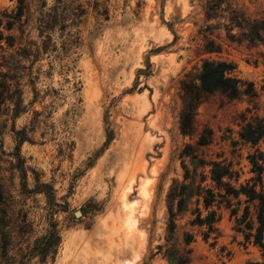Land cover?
Listing matches in <instances>:
<instances>
[{"label": "rangeland", "instance_id": "obj_1", "mask_svg": "<svg viewBox=\"0 0 264 264\" xmlns=\"http://www.w3.org/2000/svg\"><path fill=\"white\" fill-rule=\"evenodd\" d=\"M78 2L85 13L64 47L57 28L37 27L54 0H0V13L23 9L22 28H0V263L4 238L11 264H175L187 251L188 264L264 263L229 210L210 209L220 220L206 238L192 224L196 198L181 209L172 195L186 172L206 175L207 186L215 166L239 172V183L253 176L255 148L239 134L242 115H264V47L208 31L220 53L203 54L199 31L214 23L202 0ZM238 2L264 12V0ZM208 58L230 63L257 97L203 92L196 78ZM192 80L199 99L183 134ZM53 231L55 255L41 249Z\"/></svg>", "mask_w": 264, "mask_h": 264}, {"label": "trees", "instance_id": "obj_2", "mask_svg": "<svg viewBox=\"0 0 264 264\" xmlns=\"http://www.w3.org/2000/svg\"><path fill=\"white\" fill-rule=\"evenodd\" d=\"M204 2V17L206 22H213L204 31H199L201 40L206 42L203 49V54L220 53V45H217L214 40H208L205 35L208 31L223 30L227 38L231 42L247 43L252 47H264V12L250 13L244 6L240 5L238 0H202ZM96 12H102L106 15L108 10L104 3H97L95 6ZM23 9L18 7L16 11L0 13V28L4 24L6 30H11L16 25L20 28ZM85 10L78 0H54V5L46 12H43L37 21V27L40 32H51L56 28L62 35L63 46H68L74 42L76 29L80 24V15L84 14ZM210 35V34H209ZM0 36L1 32H0ZM220 34L215 39L219 40ZM10 38V37H8ZM264 57V54H262ZM264 66V59H263ZM234 67L223 60H212L210 58L203 61L200 72L196 78L199 82V88L203 92H212L216 89L222 92L229 99H239L242 95L248 96L250 99L256 98V92L252 84H248V89L242 91L243 82L233 76ZM1 87V86H0ZM185 88L190 93V100L187 103L181 116V130L183 134L192 132L193 117L195 104L199 99V94H194L196 90L195 82L185 84ZM200 89L198 92L200 93ZM17 88H15V92ZM197 90L195 91V93ZM241 131L240 139L244 144H250L255 148L253 154L248 156L251 164L252 177L239 183L240 173L230 172L229 167L220 168L215 166V170L210 172V186L203 185L207 182L208 177L202 173L186 172L185 181L187 184L176 185L173 190V199H178V203L182 209L187 203V200L196 198L195 205L196 219L192 222L193 225L200 227L205 226L208 233L205 237L208 238L210 233L216 231V225L220 218L216 216V211L211 210L216 206L219 210L222 206L230 211V218L235 219L236 231L244 235L247 243H252L257 246L264 258V152L260 149V144H264V115L247 118L241 116ZM208 136H201L197 146H206L208 144ZM190 150V148H188ZM199 178V179H198ZM211 185L213 187H211ZM207 212L206 217H202V211L199 206ZM179 208V210H181ZM171 226L170 232L174 231L173 218L174 214L170 212ZM7 232L2 233L5 237ZM193 241L192 235L185 237V246H188ZM47 249L41 248L43 251H50L51 254H56V248L59 244V238L56 232L49 233ZM9 242L7 238L3 240L2 263L11 264L12 257L7 248ZM189 251L178 254L176 253L175 264H188L187 255ZM47 255V252H45ZM54 260V258H53ZM247 264H264L259 262H249Z\"/></svg>", "mask_w": 264, "mask_h": 264}]
</instances>
